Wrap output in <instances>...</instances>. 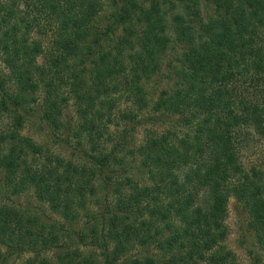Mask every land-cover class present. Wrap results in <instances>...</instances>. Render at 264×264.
<instances>
[{"label": "trees", "instance_id": "16d2710c", "mask_svg": "<svg viewBox=\"0 0 264 264\" xmlns=\"http://www.w3.org/2000/svg\"><path fill=\"white\" fill-rule=\"evenodd\" d=\"M109 1L0 0V190L32 189L61 217L0 204V245L32 264H159L123 258L138 245H158L172 264H239L225 244L235 198L264 251V167L241 160L252 132L264 139V0H123L104 23ZM130 21L139 46L108 45ZM171 32L186 45L179 78L151 100ZM31 118L76 140L84 162L24 135ZM159 122L167 129L129 148L131 131ZM253 248L251 264H262Z\"/></svg>", "mask_w": 264, "mask_h": 264}, {"label": "rangeland", "instance_id": "374dc122", "mask_svg": "<svg viewBox=\"0 0 264 264\" xmlns=\"http://www.w3.org/2000/svg\"><path fill=\"white\" fill-rule=\"evenodd\" d=\"M212 8L204 7L201 10V21H206L207 17L212 11ZM124 13L123 0H111L106 3L99 18L105 22L110 21L113 18L109 16L115 12ZM174 13V12H173ZM170 18L173 17L172 13H169ZM141 27L136 21H130L126 23H119L115 26L114 30L111 32L107 44L110 46L117 45L121 43L122 40H130L134 42V47L139 46L138 39L141 35ZM170 44L165 55L162 56L161 66L159 71L148 81L146 84L148 96L151 100L155 99L162 91L171 89L177 82L179 78V71H181V56L183 55L186 45L185 43L179 42L176 35L171 32ZM130 47V46H129ZM123 106L125 103L122 104ZM151 112V111H148ZM75 108L70 105L65 110L64 120L69 123L70 118L75 115ZM149 115V114H147ZM6 120L0 119V125L5 124ZM169 124L163 122L159 123H147L143 126H138L136 130L131 131V142L129 148L137 147L140 145L148 130H155L157 132L167 129ZM64 132H60L58 136L54 134L47 128L45 123L37 118L28 119L25 122L23 128V134L32 138L39 144L53 151L56 155L62 157L65 160H70L75 163L84 162V156L82 155V147L78 145L76 140L70 139V142L66 139ZM68 142V143H67ZM133 157V156H132ZM129 156V160L134 169L139 168V160H134L135 158ZM137 159V158H136ZM241 160L246 168L264 167V139L258 134L252 132L249 136V141L245 143V147L241 150ZM136 174V173H135ZM137 175V174H136ZM140 176V175H138ZM106 191H101L98 197L93 201L91 205L92 212H97L100 209V205L105 199ZM0 204H8L24 212L31 213L35 216L42 218V220L51 221L53 219H61V217L54 213L51 207L41 201L39 197L34 193L32 189H28L22 192H12L11 190H0ZM241 212V213H240ZM86 221V217L82 218L81 223ZM228 228V235L225 239V244L228 249H230L234 254L239 264H251V256L248 251V247H254V252L259 253L262 256V264H264V251L255 244V240L251 234V228L249 225V217L247 212L243 209L241 204L235 199L231 198L228 205V214L225 220ZM247 231V232H246ZM249 236L247 241L244 238V234ZM245 240V241H244ZM146 247H141L138 245L131 249V252L124 256L123 258H131L135 260L137 257H147L155 260L159 264H172L169 255L165 254L159 246H151L150 249H145ZM0 250H2V258H0V264H32L31 255L29 254H10L7 249L0 245ZM88 251L95 252L99 254L94 248L88 249ZM51 261L55 262L57 252H48L45 254ZM34 262V261H33Z\"/></svg>", "mask_w": 264, "mask_h": 264}]
</instances>
